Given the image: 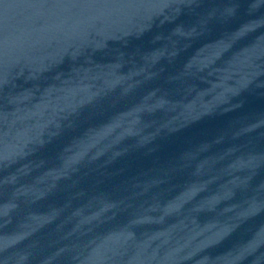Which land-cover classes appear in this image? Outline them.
I'll return each mask as SVG.
<instances>
[{"label":"water","instance_id":"95a60500","mask_svg":"<svg viewBox=\"0 0 264 264\" xmlns=\"http://www.w3.org/2000/svg\"><path fill=\"white\" fill-rule=\"evenodd\" d=\"M0 264H264V0H0Z\"/></svg>","mask_w":264,"mask_h":264}]
</instances>
